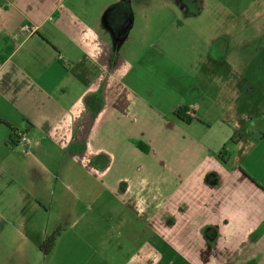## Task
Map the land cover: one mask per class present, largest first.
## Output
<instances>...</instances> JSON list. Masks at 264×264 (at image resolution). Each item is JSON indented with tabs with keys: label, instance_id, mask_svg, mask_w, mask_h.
<instances>
[{
	"label": "crops",
	"instance_id": "0c3cea01",
	"mask_svg": "<svg viewBox=\"0 0 264 264\" xmlns=\"http://www.w3.org/2000/svg\"><path fill=\"white\" fill-rule=\"evenodd\" d=\"M112 2L90 25L80 0L77 8L0 0V146L24 143L34 159L36 148H57L60 175L93 196V213L80 209V246L89 242L80 264H264V136L255 133L259 111L243 73L244 47L264 36V0L214 13L224 22L220 40L236 43L233 61L228 44L215 57L219 44L198 37L201 29L173 33L168 82L159 77L165 51L130 40L136 15L127 29L115 26L120 4L131 1ZM23 23L37 33L19 36ZM181 62L199 77L185 70L181 79ZM164 83L176 100L166 99ZM182 107L193 108L191 122L175 116ZM213 124L226 136L223 151L210 139ZM90 178L96 186L86 189ZM19 233L0 234V264H12L7 249L28 264L15 242L31 235Z\"/></svg>",
	"mask_w": 264,
	"mask_h": 264
},
{
	"label": "rangeland",
	"instance_id": "374dc122",
	"mask_svg": "<svg viewBox=\"0 0 264 264\" xmlns=\"http://www.w3.org/2000/svg\"><path fill=\"white\" fill-rule=\"evenodd\" d=\"M72 1L66 0V6L77 8ZM112 1L114 0H80V20L92 25L95 15L100 11L114 9L115 5L113 6ZM129 1H131L127 4L129 10L136 15L130 40L134 46L156 44L160 51H165V54L159 57V62L164 61L163 65L166 68L162 71L163 73L159 71V77H164V82H168V76L171 77L168 71L173 70L172 60H170L173 59V33L183 28L201 29L207 32V34H199L198 37L207 41H210L211 37L216 38V43L219 45L213 47L215 57H220L218 53H221V50L224 51L228 44L230 46L227 59L229 62L232 60L231 57L237 55V51L233 49L236 48V43L228 38L226 43L220 40L224 22L214 13L240 14L252 5L251 0H201L203 11L207 14L194 19L185 18L177 9L175 0ZM211 30L219 34H209L208 31ZM183 33L186 32L177 33L182 34L179 35L180 38L177 35V42H183L186 39L187 34ZM244 48L245 86L249 83L254 90V104L250 108L253 111L256 109L259 111V119L257 120L255 116L253 120L255 124H258L255 126V133L264 136V36H260L255 46L249 44ZM185 70L192 76L199 77L197 70L194 73V67L191 68L189 64L181 62L178 71L181 79L185 80ZM146 80L147 85L153 84L151 78L148 77ZM162 85L166 99L176 100L170 96V86L167 83ZM181 93L180 87L178 94L181 95ZM245 109L247 110V104ZM221 130L220 126L213 124L209 136L215 148L218 147L223 151L226 149L224 139L226 136ZM34 155L36 159L31 156L24 143L15 147L10 145L8 149L0 146V234L6 238L18 236L21 235L19 230L22 229L24 233L31 235L27 240L20 239L21 242H15L16 247L24 248L22 252L25 253L28 264H80V249L83 248L85 252L89 249L88 240L80 246V230H83L80 228V209L84 208L87 214H92L93 211L90 209L94 207L93 196L89 193L88 196L81 195L82 191H79L72 181L60 175L64 158L57 148H36ZM45 163L49 166V171L42 167ZM90 179L86 180L87 185L84 188L91 189L96 186ZM87 207H90V211ZM57 231L61 233L55 248L51 254H47L41 249V245ZM6 253L9 254L12 264H18L13 260L16 253L10 249H7Z\"/></svg>",
	"mask_w": 264,
	"mask_h": 264
},
{
	"label": "flooded vegetation",
	"instance_id": "af4514ba",
	"mask_svg": "<svg viewBox=\"0 0 264 264\" xmlns=\"http://www.w3.org/2000/svg\"><path fill=\"white\" fill-rule=\"evenodd\" d=\"M177 9L183 13L184 16L194 15L203 11L201 0H175ZM128 3L120 4L122 7L121 14L125 16L115 21V26L119 30L127 29L128 25L132 22V12L128 11Z\"/></svg>",
	"mask_w": 264,
	"mask_h": 264
},
{
	"label": "trees",
	"instance_id": "16d2710c",
	"mask_svg": "<svg viewBox=\"0 0 264 264\" xmlns=\"http://www.w3.org/2000/svg\"><path fill=\"white\" fill-rule=\"evenodd\" d=\"M189 108L188 107H182L179 108L178 110H176L175 112V116L180 119L183 120L187 123L192 121V117L191 115L188 114ZM0 123H4L6 124V122L2 119H0ZM14 134L16 135L17 132H14ZM60 231L54 232L53 234H51L41 245V249L44 250L47 254L50 253L55 245H56V241L60 235Z\"/></svg>",
	"mask_w": 264,
	"mask_h": 264
},
{
	"label": "built area",
	"instance_id": "2783aa9c",
	"mask_svg": "<svg viewBox=\"0 0 264 264\" xmlns=\"http://www.w3.org/2000/svg\"><path fill=\"white\" fill-rule=\"evenodd\" d=\"M38 31V27L29 23H23L19 30H18V35L23 36L26 38H29L33 35H35ZM193 108L189 109L188 114L193 116ZM17 135L19 136V139L22 141H27V138L21 133L18 132Z\"/></svg>",
	"mask_w": 264,
	"mask_h": 264
}]
</instances>
